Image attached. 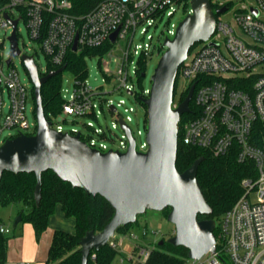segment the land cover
<instances>
[{"label": "built area", "instance_id": "built-area-1", "mask_svg": "<svg viewBox=\"0 0 264 264\" xmlns=\"http://www.w3.org/2000/svg\"><path fill=\"white\" fill-rule=\"evenodd\" d=\"M210 2L212 8L227 9L216 13L212 35L198 45L195 43L178 68L177 75L188 80L183 91L195 83L193 98L198 106L196 112L192 108L187 112L193 113L191 117L182 122L180 118L178 133L187 145L208 149L215 155L235 151L239 160H253L257 176L243 180V193L221 219L220 241H216L215 251H209L203 258L208 264H264V0ZM178 10L191 13V0H101L84 14L73 13L70 0H0V28L10 30V35L15 30L20 49L10 61V55L5 60L0 54V135L5 129L16 132L8 138L37 131V118L30 123L27 116L30 97L35 101L34 84L22 80L14 63L16 56L25 66L23 55H32L39 75L43 76L62 66L65 70L70 52L106 46L103 53L95 54L100 56L103 84L94 87L86 75L73 73L72 89L61 88V110L47 119L52 128L72 135L80 133L82 140L102 152L110 149L124 152L129 148V134L120 123L123 120L131 129L136 149L147 151L148 111L143 99L149 97L151 87L138 92L133 75L139 80L141 62L147 64L155 48H161L160 36L155 39L150 29ZM12 20H18L15 28ZM21 20L25 22L30 44L20 43ZM178 24H167L163 30L166 37L175 35ZM138 35L142 43L135 42ZM75 42L77 47L73 49ZM116 48L120 50L118 55L114 54ZM40 52L49 61L46 68L36 61ZM105 55L111 58L106 59ZM111 60L116 61L115 69L109 68ZM27 73L32 82L28 70ZM121 93L134 96L141 104L145 116L143 128L134 130L130 125L138 107L127 105L125 98L115 101L111 97ZM177 106L173 98V107ZM101 114L111 118V126L99 123ZM61 115L65 121L73 116L72 121L77 122L81 117H94L98 125L93 121L83 123L87 134L73 127L65 129L57 120ZM115 130H120V135ZM141 135H145L144 140L139 139ZM10 231L7 225H0L1 233ZM143 233H148L147 228ZM109 243L118 249L121 240L114 235ZM217 244L222 246L218 249ZM152 249L141 248L137 264H146ZM95 257L93 253L91 258Z\"/></svg>", "mask_w": 264, "mask_h": 264}, {"label": "water", "instance_id": "water-1", "mask_svg": "<svg viewBox=\"0 0 264 264\" xmlns=\"http://www.w3.org/2000/svg\"><path fill=\"white\" fill-rule=\"evenodd\" d=\"M191 6L193 11L179 22L175 35L165 38L166 50L151 77V93L143 99L148 111L149 148L145 152L136 149L131 129L123 120L121 126L130 137V146L124 152L114 149L102 152L82 140L80 133L72 135L52 128L44 113L41 88L65 66L40 76L34 57L23 55L34 84L38 126L35 134H21L2 143L0 180L4 171L34 172V195L39 205L42 174L51 169L73 187H81L88 194H100L111 203L114 208L111 220L99 232L87 231L80 241L81 264H87L91 251L108 243L120 226L136 222L138 216L149 209L162 211L168 207L171 209L167 219L175 225L174 234L168 238L170 243L188 248V257L192 260H200L209 251H215L216 221L198 218L199 214L212 212L197 179L202 158L182 172L176 166L178 123L181 115L190 111L195 83L177 107H173V98L178 68L187 58L189 49L196 42L209 39L215 29L216 13L225 12L227 7L214 10L210 0H191ZM17 22L12 20L14 28ZM9 38L8 61L20 53L15 30ZM76 47L75 42L73 49ZM21 220L19 214L14 228ZM163 243L161 239L159 244Z\"/></svg>", "mask_w": 264, "mask_h": 264}, {"label": "trees", "instance_id": "trees-1", "mask_svg": "<svg viewBox=\"0 0 264 264\" xmlns=\"http://www.w3.org/2000/svg\"><path fill=\"white\" fill-rule=\"evenodd\" d=\"M70 1L73 13L84 14L101 0ZM105 50L106 46H99L84 48L80 53L70 52L66 67L77 75L85 76L87 74L85 57L103 53ZM146 65V61L141 62L140 76L145 72ZM177 85L176 78L174 94ZM61 87L60 74L51 77L42 85L41 95L47 118H50V114H57L61 110ZM188 91L186 90L182 94L181 99L186 97ZM194 107L193 98L191 102L193 112ZM187 118L189 117L182 115L181 122ZM198 158H202V161L197 170V179L206 201L212 208L210 214H199L198 218H211L215 221L220 219L219 226L216 225L214 229L216 241H220L221 219L243 193V180L257 176L255 163L251 159L239 160L235 151L224 155H215L208 149L187 145L182 140L180 141L179 132L176 159L178 170L180 172L186 170ZM35 185L34 172L4 171L0 180V206L20 205L18 213L22 215L21 221L30 222L34 228L36 239L40 240L47 229L49 217L54 213L56 206L60 204L66 215L75 218V230L74 232L60 229L54 231L46 263L81 264L80 241L82 237L89 230L101 231L114 214L113 206L100 194H88L81 187H73L69 181L63 180L51 169L42 174V198L39 205L35 201ZM170 209L168 207L162 210L166 217ZM3 223L0 217V225ZM127 225H122L118 229L127 231ZM9 240L10 237L7 234L0 232V264H7ZM163 240V244H159V242L155 244L146 264L188 263L190 260L188 248L183 245H174L165 238ZM221 246L217 244L218 249ZM93 253L96 254L94 259L91 258ZM117 254L118 249L113 248L108 242L99 250L91 251L87 264H112Z\"/></svg>", "mask_w": 264, "mask_h": 264}, {"label": "rangeland", "instance_id": "rangeland-1", "mask_svg": "<svg viewBox=\"0 0 264 264\" xmlns=\"http://www.w3.org/2000/svg\"><path fill=\"white\" fill-rule=\"evenodd\" d=\"M216 9L215 6H213ZM19 13V11H18ZM187 14L182 10H178L172 17L165 16L158 24L157 27H152L150 29V33L155 35V39L160 36L159 45L161 48H155V52L152 56L147 58V65H146V75L144 77L139 78L138 80L135 75L134 79L132 80L136 86V90L140 92L143 87L149 88L152 85V74L154 72L155 67L158 64L159 59L161 58L162 54L166 50V46H164V40L166 37V32H163L167 24L171 22L179 23ZM19 39L20 43L23 41L26 44H30V38L27 34V29L25 26L24 20L19 22ZM10 30H4L0 28V54H3L5 60L9 57L11 52V41L9 39ZM173 37V36H172ZM135 42L142 43L143 39L140 35L135 38ZM200 42H196L198 45ZM195 46V44H194ZM114 54L118 55L120 50L116 48L114 50ZM104 58L110 59L108 55H105ZM86 65H87V74L86 78L88 81L94 86H98L103 84V70L101 67V61L99 55L85 57ZM36 61L39 66L46 68L49 64V61L44 53L40 52L36 56ZM138 55L135 56L134 62L137 63ZM14 63L18 67L20 72V76L22 80L29 85L32 86V82L29 79V75L27 73V68L23 65L22 60L19 56H16L14 59ZM110 69H115L116 61L111 60L108 64ZM5 67H7L5 65ZM61 76V88H68L69 90L72 89L73 86V72L66 68L63 72L59 73ZM177 89L175 94V103H178L180 96L183 92V89L188 85L187 78L183 76H177ZM115 101H118L120 98L126 99L127 105H134L138 107L139 112L137 115H133V120L130 123L131 127L136 130L137 128L144 127V111L142 109L141 104L136 100L134 96H128L126 94H113L111 96ZM35 101L32 97L28 102L27 108V116L30 123H33L36 120V115L34 112L35 108ZM144 108V107H143ZM119 110L123 112V107H120ZM198 110V106H195V112ZM183 115L187 117H191L193 113H183ZM74 119L73 116H68L67 120H63V116H59L57 120L64 126L65 129L70 128H77L80 131H83L84 134L89 133L87 127L83 124L88 121H93L95 125H98V121L94 117H81L79 121H72ZM99 123L106 125V123L111 126V118L109 116H104L101 114L99 116ZM115 132L120 135V130H115ZM11 134H16L14 129H5L3 133L0 135V146L3 143V140L8 138ZM140 140L145 139V135L139 136ZM182 140L180 134V141ZM113 146V145H112ZM252 199H255V194L252 195ZM20 205L9 204L5 206H0V217L3 224L10 227L11 231L7 235L10 237L9 247L11 250V257L12 259L7 261V264H38L35 259V250H36V236L34 233L33 226L28 221H20V223L14 228V222L17 219L19 213L18 209ZM220 219L216 220V225L219 226ZM127 231H123L118 229L115 233L116 238L118 241L121 240V244L118 248V254L116 255L112 264H137V261L140 260V250L144 247H155L161 239L165 238L168 239L174 234L175 225L170 222L165 213L162 211L157 210H147L146 212L140 214L136 222L127 225ZM147 228L148 233L144 235V229ZM18 237H22L23 241L19 242L17 240ZM204 257V256H203ZM202 257V258H203ZM121 259H123L122 262ZM54 264V263H51ZM187 264H208L205 258L201 260H192L190 259Z\"/></svg>", "mask_w": 264, "mask_h": 264}, {"label": "crops", "instance_id": "crops-1", "mask_svg": "<svg viewBox=\"0 0 264 264\" xmlns=\"http://www.w3.org/2000/svg\"><path fill=\"white\" fill-rule=\"evenodd\" d=\"M75 222V218L73 216L66 215L60 204L56 206L54 213L49 217L47 229L42 234L40 240H36L37 242L35 250V259L38 264H47L46 260L48 258V250L53 238L54 231L60 229L67 232H74ZM17 240L19 242H22L23 238L18 237ZM11 250L12 249L9 247L8 244L9 260L12 259Z\"/></svg>", "mask_w": 264, "mask_h": 264}, {"label": "flooded vegetation", "instance_id": "flooded-vegetation-1", "mask_svg": "<svg viewBox=\"0 0 264 264\" xmlns=\"http://www.w3.org/2000/svg\"><path fill=\"white\" fill-rule=\"evenodd\" d=\"M185 91H186V90H184V91L182 92V94L185 93ZM175 94H176V93H175ZM175 94H174V99H175ZM182 94H181V96H182ZM181 96H180V99H179V101H178V104H179V103L185 98V97H184L183 99H181ZM193 97H194V93H193L192 99H191V101H190V103H189V107H190V108H191V102H192V100H193ZM180 100H181V101H180Z\"/></svg>", "mask_w": 264, "mask_h": 264}, {"label": "bare ground", "instance_id": "bare-ground-1", "mask_svg": "<svg viewBox=\"0 0 264 264\" xmlns=\"http://www.w3.org/2000/svg\"><path fill=\"white\" fill-rule=\"evenodd\" d=\"M181 101V100H180Z\"/></svg>", "mask_w": 264, "mask_h": 264}]
</instances>
